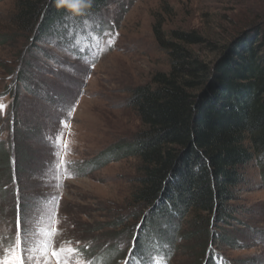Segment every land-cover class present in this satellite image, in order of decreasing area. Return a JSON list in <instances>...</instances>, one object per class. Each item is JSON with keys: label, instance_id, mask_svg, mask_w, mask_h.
Returning a JSON list of instances; mask_svg holds the SVG:
<instances>
[{"label": "rangeland", "instance_id": "1", "mask_svg": "<svg viewBox=\"0 0 264 264\" xmlns=\"http://www.w3.org/2000/svg\"><path fill=\"white\" fill-rule=\"evenodd\" d=\"M14 14L13 0H0V102L6 105L0 149L13 156L4 178L0 151V235H14L17 212L29 230L48 227L55 213L53 226L62 233L56 247L79 241L74 246L85 260L92 259L88 253L96 261L105 254L109 264H139L137 250L150 246L146 264H264V168L257 160L241 168L230 217L189 212L177 218L174 229H163L170 245L160 253L151 241L160 219L131 201L138 160L106 162L112 147H128L143 130L130 106L132 90L170 69L154 26L167 38L173 31L198 34L204 42L189 48L209 64L240 34L264 30V0H112L91 17H67L46 44L33 43ZM14 90L18 112L11 109ZM13 113L18 134L25 133L22 160L10 151Z\"/></svg>", "mask_w": 264, "mask_h": 264}, {"label": "trees", "instance_id": "2", "mask_svg": "<svg viewBox=\"0 0 264 264\" xmlns=\"http://www.w3.org/2000/svg\"><path fill=\"white\" fill-rule=\"evenodd\" d=\"M111 1L89 0V6L77 14L58 8L56 0H13V22L33 43L46 44L67 17H91ZM153 32L168 55L170 69L132 90L130 106L143 130L128 147H112L106 162L127 157L138 160V187L131 201L160 219L156 227L161 231L151 240L160 253L159 249L168 251L170 242L165 237L176 227L177 218L189 212L211 213L217 220L230 217L234 189L242 182L241 168L253 160L264 168V30L255 26L240 34L209 64L189 48L204 42L198 34L173 31L167 38L158 24ZM206 44L212 51L217 49ZM18 75L28 93H33L26 79L20 80L24 72ZM14 91L11 109L18 112L20 94ZM14 119L13 113L10 151L22 160L27 158L21 150L25 133L18 134L19 123ZM40 131L38 126L35 132L46 141L48 134ZM1 149L6 178L13 156ZM11 170L14 177L12 165ZM140 249L135 257L139 264H146L152 251L150 246ZM86 256L94 264H109L112 259L105 254L97 261L94 254Z\"/></svg>", "mask_w": 264, "mask_h": 264}, {"label": "snow or ice", "instance_id": "3", "mask_svg": "<svg viewBox=\"0 0 264 264\" xmlns=\"http://www.w3.org/2000/svg\"><path fill=\"white\" fill-rule=\"evenodd\" d=\"M5 107L6 105L0 102V111ZM64 147L66 149L67 145ZM65 164L66 162L61 159L60 166L63 167ZM58 224L59 220L53 213L52 223L48 227L38 230H29L27 227L22 229L21 217L17 212L14 235L11 238L0 235V264H52L53 260L55 264H70L76 257H80L76 264H94V261L85 260L81 256L82 249L74 246L79 241L64 240L56 247L57 238L62 235L60 229L53 226ZM124 264H130V260L126 259Z\"/></svg>", "mask_w": 264, "mask_h": 264}, {"label": "clouds", "instance_id": "4", "mask_svg": "<svg viewBox=\"0 0 264 264\" xmlns=\"http://www.w3.org/2000/svg\"><path fill=\"white\" fill-rule=\"evenodd\" d=\"M56 6L66 7L70 11L79 14L84 8L89 6V0H56Z\"/></svg>", "mask_w": 264, "mask_h": 264}]
</instances>
